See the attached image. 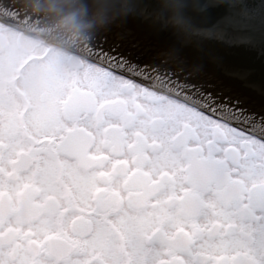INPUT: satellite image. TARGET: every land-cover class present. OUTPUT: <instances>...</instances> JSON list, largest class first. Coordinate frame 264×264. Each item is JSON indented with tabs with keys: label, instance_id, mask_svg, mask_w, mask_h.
Masks as SVG:
<instances>
[{
	"label": "snow or ice",
	"instance_id": "snow-or-ice-1",
	"mask_svg": "<svg viewBox=\"0 0 264 264\" xmlns=\"http://www.w3.org/2000/svg\"><path fill=\"white\" fill-rule=\"evenodd\" d=\"M152 71L92 48L0 99V264H264V118Z\"/></svg>",
	"mask_w": 264,
	"mask_h": 264
},
{
	"label": "water",
	"instance_id": "water-1",
	"mask_svg": "<svg viewBox=\"0 0 264 264\" xmlns=\"http://www.w3.org/2000/svg\"><path fill=\"white\" fill-rule=\"evenodd\" d=\"M0 21L82 58L103 48L157 84L153 69L215 107L264 118V0H0Z\"/></svg>",
	"mask_w": 264,
	"mask_h": 264
},
{
	"label": "flooded vegetation",
	"instance_id": "flooded-vegetation-1",
	"mask_svg": "<svg viewBox=\"0 0 264 264\" xmlns=\"http://www.w3.org/2000/svg\"><path fill=\"white\" fill-rule=\"evenodd\" d=\"M82 57L51 46V40L28 35L0 21V99L31 95L64 80ZM240 126V125H238Z\"/></svg>",
	"mask_w": 264,
	"mask_h": 264
},
{
	"label": "rangeland",
	"instance_id": "rangeland-1",
	"mask_svg": "<svg viewBox=\"0 0 264 264\" xmlns=\"http://www.w3.org/2000/svg\"><path fill=\"white\" fill-rule=\"evenodd\" d=\"M62 50V49H61Z\"/></svg>",
	"mask_w": 264,
	"mask_h": 264
}]
</instances>
